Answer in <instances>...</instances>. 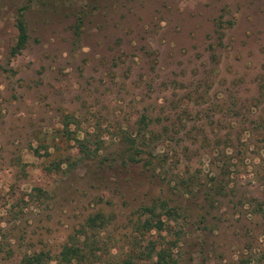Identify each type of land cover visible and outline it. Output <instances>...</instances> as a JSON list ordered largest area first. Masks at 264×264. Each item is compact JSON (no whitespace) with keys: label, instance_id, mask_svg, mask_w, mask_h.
<instances>
[{"label":"rangeland","instance_id":"374dc122","mask_svg":"<svg viewBox=\"0 0 264 264\" xmlns=\"http://www.w3.org/2000/svg\"><path fill=\"white\" fill-rule=\"evenodd\" d=\"M261 206L264 0H0V264H264Z\"/></svg>","mask_w":264,"mask_h":264},{"label":"trees","instance_id":"16d2710c","mask_svg":"<svg viewBox=\"0 0 264 264\" xmlns=\"http://www.w3.org/2000/svg\"><path fill=\"white\" fill-rule=\"evenodd\" d=\"M84 15L79 16V23L77 26L83 24L85 20ZM18 29V45L24 44L23 42L26 40L28 36V29L24 20H20L17 24ZM37 152V151H36ZM140 154V153H139ZM134 163H141L142 160H137V162L133 159ZM153 162H148V166ZM146 166V165H145ZM60 169V168H59ZM38 192L40 196L43 198L46 195V191L42 188H38ZM161 206L168 208L167 202H163L160 200ZM156 208V206H154ZM150 210V208H148ZM174 210V209H173ZM172 208L167 209V214H165L168 219L165 221L162 217L155 214V212H151V216L146 219L142 224L136 226V232L139 236L151 233H157L158 235H162L167 230V222H170L173 215H176V212L173 211ZM260 214L264 216V208L261 206L259 208ZM95 222L92 220L91 225ZM169 224V223H168ZM74 239V238H73ZM76 239V238H75ZM177 242H169L163 246H157V244H153V242H148L146 246H144L143 251L140 255L133 257L132 255L128 256V259L123 260L122 262L115 261L116 264H134V261L140 260L143 262H152L153 264H176V260L174 258V249L177 248ZM76 245L72 246H63L60 248L58 254L53 255L50 251H46L45 249L39 252H33L31 254H24L19 256L20 264H77L81 261H84L86 255H90L94 257V248L90 249L91 252L86 254V250L83 248H77ZM136 260V261H137Z\"/></svg>","mask_w":264,"mask_h":264}]
</instances>
